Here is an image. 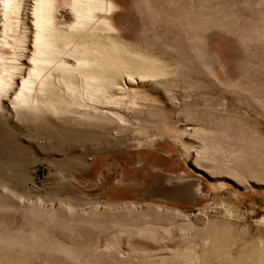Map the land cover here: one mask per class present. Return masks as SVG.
<instances>
[{"label":"rangeland","instance_id":"1","mask_svg":"<svg viewBox=\"0 0 264 264\" xmlns=\"http://www.w3.org/2000/svg\"><path fill=\"white\" fill-rule=\"evenodd\" d=\"M110 1L33 67L0 0V264H264V0ZM91 30L160 69L103 78Z\"/></svg>","mask_w":264,"mask_h":264},{"label":"bare ground","instance_id":"2","mask_svg":"<svg viewBox=\"0 0 264 264\" xmlns=\"http://www.w3.org/2000/svg\"><path fill=\"white\" fill-rule=\"evenodd\" d=\"M56 2L57 0H20L22 27L25 36H27L24 50L25 52H29L30 55L27 58V63H31L33 67L37 66L36 62L45 61L47 50L49 51L50 47L52 48L55 45L57 39H60V37L66 35L55 26L53 12ZM70 5L74 10V14L77 16V21L72 25V28L83 25V19L87 20L88 22L90 20L92 21L95 16L94 13L96 12H110L113 8V4L110 0H71ZM97 22L101 25V27H98L100 31H115V29L110 25L105 17L99 18ZM95 26L92 28V30H94ZM92 30L90 31L91 35L86 40L89 42V44L87 42H84L83 44L87 43L86 46L92 45L91 47L97 51L96 55H98V58L93 60L95 63L94 65H96L94 70L101 72L103 78L121 71L129 75L134 71L142 72L141 69L151 72H156L160 69L158 67L160 64L158 60L131 51L125 44H122L113 36L102 34L95 35V32L93 33ZM66 39L69 41V43L74 41V38L70 33L67 34ZM56 49L54 50L57 51ZM82 53H84V50ZM96 55L94 56L96 57ZM76 60L78 62L86 63L90 61L78 57H76ZM30 71L31 70L28 69V72ZM28 82V78L21 81V87L18 91L19 96L22 95L25 88L27 89L29 87Z\"/></svg>","mask_w":264,"mask_h":264}]
</instances>
